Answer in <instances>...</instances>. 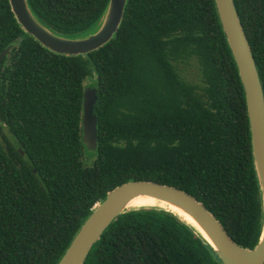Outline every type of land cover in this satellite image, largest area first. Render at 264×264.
Listing matches in <instances>:
<instances>
[{
  "label": "trees",
  "instance_id": "trees-1",
  "mask_svg": "<svg viewBox=\"0 0 264 264\" xmlns=\"http://www.w3.org/2000/svg\"><path fill=\"white\" fill-rule=\"evenodd\" d=\"M27 2L51 32L77 38L109 0ZM234 3L264 90V0ZM10 45L0 63V264H57L94 206L132 181L184 191L234 243L255 248L262 208L245 97L214 0H128L115 37L75 57L43 48L0 0V53ZM88 79L95 150L82 142ZM84 264L221 262L175 216L142 209L117 217Z\"/></svg>",
  "mask_w": 264,
  "mask_h": 264
},
{
  "label": "water",
  "instance_id": "water-1",
  "mask_svg": "<svg viewBox=\"0 0 264 264\" xmlns=\"http://www.w3.org/2000/svg\"><path fill=\"white\" fill-rule=\"evenodd\" d=\"M8 1L24 33L51 53L66 57L85 56L107 45L118 33L128 2L109 0L93 31L81 37L66 38L47 29L33 14L27 0ZM214 4L245 97L253 165L262 208L258 244L250 250L234 243L208 209L184 191L150 181H132L114 188L94 206L57 264H84L92 247L117 217L142 209L165 211L175 216L200 235L221 264H264V90L234 0H214ZM13 47L10 45L0 53V63L4 57L9 61L8 55ZM82 142L89 150L97 147V96L96 90L91 87L85 88L83 93ZM139 198L166 203L189 217L195 225L169 209L132 207L131 202Z\"/></svg>",
  "mask_w": 264,
  "mask_h": 264
},
{
  "label": "bare ground",
  "instance_id": "bare-ground-1",
  "mask_svg": "<svg viewBox=\"0 0 264 264\" xmlns=\"http://www.w3.org/2000/svg\"><path fill=\"white\" fill-rule=\"evenodd\" d=\"M132 207H135V208H160V209H169L171 211H174L175 213H177L178 215H180V217L182 219H185L186 222L192 224V225H195L194 222L187 216H185L182 212H180L178 209L166 204V203H163V202H160V201H157V200H154V199H149V198H144V199H136L134 201L131 202L130 204Z\"/></svg>",
  "mask_w": 264,
  "mask_h": 264
},
{
  "label": "rangeland",
  "instance_id": "rangeland-1",
  "mask_svg": "<svg viewBox=\"0 0 264 264\" xmlns=\"http://www.w3.org/2000/svg\"><path fill=\"white\" fill-rule=\"evenodd\" d=\"M195 71L196 69L195 67H192V65L189 66V68H187V71L184 76L187 77L188 81L193 80ZM84 85L86 86L85 88L91 86L92 85L91 79L85 80ZM95 159L96 156L93 153L89 151H84L82 155V161L86 166H91L94 163Z\"/></svg>",
  "mask_w": 264,
  "mask_h": 264
}]
</instances>
